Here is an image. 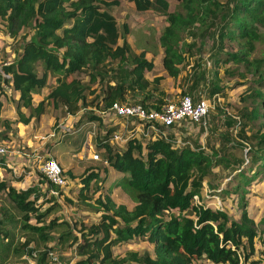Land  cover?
Here are the masks:
<instances>
[{
  "label": "trees",
  "instance_id": "trees-1",
  "mask_svg": "<svg viewBox=\"0 0 264 264\" xmlns=\"http://www.w3.org/2000/svg\"><path fill=\"white\" fill-rule=\"evenodd\" d=\"M130 1L139 11L153 9L164 15L166 24L158 35V42L164 49L162 65L170 76H177L179 64L187 55H196L193 49L200 45L195 38L187 42L185 36L209 37L211 57L222 53L225 39L236 40L238 48L226 51L223 62L243 63L246 70L256 76L251 80L252 85L245 87L238 96L240 102L250 100L253 105L243 106L240 115L228 116L225 123L227 128L236 129L240 141L235 142V146H243L249 136L256 138V144L245 146L250 152L248 161L252 168L249 176L239 167L243 159H234L237 162L232 171L238 170L236 176L240 177L234 191L262 180L264 128L258 127L248 135L247 127L264 118V53L262 57L250 58L256 41L264 39V0H178V9L172 11L168 10L167 0ZM119 4V0H0L4 32L19 44L14 60L1 66V71L10 76L5 77L0 71V97L6 93L2 88L6 86L17 93L15 119L2 116L0 100V140L12 139L8 135L10 125L19 121L27 124L33 118L38 121L46 105L53 109L62 107L65 113L72 115L81 108L92 106L93 110L85 112L84 118L103 124L104 114L114 102H120L127 86H134L146 97L150 95L161 76H155L151 81L145 78L144 72L153 68V61L145 57L144 51L135 53L127 42V24L119 23L110 11L112 6ZM113 63H117L116 72L121 79H115L111 74L114 84H110L107 78L108 71L115 70ZM214 64L217 66L218 58L214 59ZM201 65V61L194 62V68ZM76 72H85L89 77L87 82L75 76ZM50 74L56 76L55 84L33 105L34 93L47 85ZM70 75L73 76L68 79ZM105 80L107 82L103 83ZM201 80H205L204 74L199 75L193 88ZM217 82L218 78H210L206 86L211 95L219 93L224 97L222 86ZM94 83L101 84L103 90L96 92V87H92ZM88 94L94 96L89 99ZM144 99L140 103L150 108ZM199 99L193 98L194 101ZM220 105L221 100L214 108ZM22 108L28 109V113ZM208 118L209 113L201 126L206 128ZM133 120L141 123L144 131L139 136L131 133L124 144L119 145L111 140L115 127L105 126L102 136L96 140V149L103 150L106 165L86 167L78 175L80 199L86 198L83 190L97 179L104 185L105 192H99L94 198L100 213L98 221L87 226L80 223L78 235L71 231L76 224L44 219L55 205L53 191L62 193V188L45 178L46 190L51 192L46 201H52V205L39 211L36 200L42 193L36 184L19 189L0 178V190L6 191L21 213V226L26 233L21 247H25L27 254H35V247H27L30 241L39 238L46 243L56 225H65L68 230L61 232L59 238L63 241L71 238L74 251L80 257L78 264H124L129 260L143 264H207L206 261L243 264L255 251V238L261 236L264 240V229L259 231L257 228L259 224L264 225V214L256 223L245 209L246 201L241 200L243 208L240 217L235 219L224 209L206 206L194 199L195 195L201 194L204 177L211 167L225 163V157L219 151L228 149L225 142L226 139L230 142L228 136L220 134L217 147L211 142L208 145L210 151H207L206 147L192 145L188 140L170 138L169 133L180 124L166 126L155 122L152 128L151 121ZM8 162L5 154H0V171L10 170ZM108 167L122 173L112 186V182L107 184ZM65 173L69 178H77L70 169ZM113 187L126 192L134 205L129 207L116 202L111 196ZM32 216L34 223L29 222ZM5 220L13 221L11 215L0 218V226ZM1 233L6 237L0 235V240L7 238L8 232L0 227ZM136 236L147 237L153 245L152 253L146 251L139 255L130 251L119 258L114 256V245ZM48 247L37 252L35 264H48L51 258ZM252 263L260 262H249Z\"/></svg>",
  "mask_w": 264,
  "mask_h": 264
},
{
  "label": "rangeland",
  "instance_id": "rangeland-1",
  "mask_svg": "<svg viewBox=\"0 0 264 264\" xmlns=\"http://www.w3.org/2000/svg\"><path fill=\"white\" fill-rule=\"evenodd\" d=\"M119 1L120 4L118 6H112L110 11L116 16L121 24L126 23L131 27L136 40H146L150 43H155L158 41V35L161 31V28L166 23L162 21L163 14L159 12V14L162 16L160 18L158 12L153 9L145 12H138L134 9V5L130 0ZM167 1L169 3V11L178 9V0ZM261 30H263L262 26ZM146 33H148L147 37H142V35ZM194 38L197 43L200 41V46L198 49H193V52L196 53V55H188V57H191V61L193 60L194 62L199 63L201 61V63H204L205 69L208 71L206 73L207 83H209L210 78L213 80L218 78L217 83L222 86L225 96L224 98H221L220 107L223 110L217 106L210 109L206 128L205 126H201V124L199 125L198 123L187 121L185 124V137L179 133V135L182 137L180 140H188V142L192 145H201L206 147L205 149L207 151H210V146H208L209 143L213 142L217 147L220 134H226L230 139V142L228 143L227 139L222 137L226 139V141L224 139H221V141L226 142V147H228V149H221L219 151V154L225 157L226 164L221 162L211 167L210 172L204 177L201 194L194 196L195 202H199L203 205L214 208L219 207L220 209H224L232 218L238 219L243 208L241 206V200H245V209L248 215L257 223L259 218L264 214V180L258 183L252 182L251 184L242 186L243 188H239L237 191H234L235 183H239L240 177L236 176L238 170L232 171V168L236 167L235 165L237 162L234 159H243V162L239 165L240 169H242L247 176L251 174L250 171L252 167H249L250 163L248 161L250 152L248 148H245V146L249 144L255 145L256 138L249 136L248 139L244 140L245 143H242L243 146H235V142L240 141L237 136L238 134L236 133V129H232V127L227 128L225 123V119L228 116L240 115V112L243 110V106L251 107L253 105L250 100H247L245 103L240 102L238 96L245 87L252 85L251 80L256 76L247 71L243 63H236L233 61L223 62V59L227 56L225 54L226 51H233L238 48V43L236 40L225 39L222 53H219L218 56L216 55V57H211V39L207 36H204L203 38H200V36H185V40L187 42H190V40ZM18 47L19 44L17 40H12L11 38L9 40L8 37H5L3 22L0 20V70L3 64L10 63L14 60L16 53L15 50ZM263 53L264 39L256 41L255 48L251 53L250 58L262 57ZM215 58H218L217 66L214 64ZM41 70L42 68L39 64L38 72L40 73ZM215 70L217 71V74L215 73ZM74 75L82 79V81L85 83L89 78L85 72H76ZM71 76L73 75H70L68 79H70ZM55 77L56 76L54 74H50V78L48 80L49 82H47L48 88L55 84ZM205 85V80L204 86H201L200 83L196 85L197 97H194L195 99L199 97L200 93H202L201 97L211 98L210 91L205 87ZM187 87L188 86L185 85V89L181 88L180 91H177V96L173 99H176L178 96L180 97L185 93H189L187 91ZM2 88L6 90V93H4L2 96L7 102L6 106L4 107L3 117L7 118L14 116V91L10 86ZM24 109L25 112L28 113L29 110L26 108ZM91 111L92 110L90 108H86L84 110V115L85 112L89 113ZM44 113L49 119V122L47 123L46 121L44 125L42 123L40 127V129L44 132L41 136L42 138L40 139H45V143L43 150H39V152L37 151L39 156L23 155L20 157L19 161L15 159L16 154L14 149H16L19 144L16 140L15 127L10 125L8 135L13 138L14 141L11 142L6 140L1 141L0 143V146L5 147L8 151L5 156L9 157L10 159V162H8L10 170H1L0 178L3 179L7 184L13 185L19 189L36 184L38 189H40L39 191L42 193L36 202L39 204V211H44L46 208L52 205V201H46V198L50 196L51 192H47L45 184L46 179L42 173L38 171V166L44 159L54 156L43 155L50 150L52 143L59 140H62L61 142L65 140L68 141L71 145L69 146V149H75L77 152L79 148L81 149V145L83 144L82 142L85 139L86 149L89 150L88 154L81 153L80 155L75 156L74 152L71 151H68L65 154V161H73L76 163V166H79L74 168V171L76 172L74 175L77 176V178H70L68 186L62 188V193L55 194L56 199L54 200V207L46 215H44L45 221L54 218L57 223L65 220L71 225L76 224L77 227L74 229L72 228L71 231L73 234L78 235L79 227L81 226L80 223H84V225L87 226L98 221L100 217V213L96 209L94 198L99 192L105 193L104 185L100 184V179L92 181L90 186L83 190V195L86 198L80 199V179L78 178V175L83 172L85 167L95 166L102 168L106 163L103 158V150L96 149V140L102 136L105 126L102 123L98 124V122L95 121L94 124H90L88 128L85 129L86 132H83L82 137L72 138V135L68 134V131L59 132L58 134L56 132L58 129L57 124L59 123L58 119L66 114L62 107L53 109L52 107L46 105ZM51 114L54 115V118H51ZM37 123L38 122L34 120V124L37 125ZM262 123H264V118L255 120L252 123V127H247V134L249 135L258 127L259 129H263L264 126H260ZM213 127H215V129L211 131V128ZM181 128L182 127L180 125H177L175 130H180ZM52 132H55V134L52 135ZM124 135H126V133H124ZM119 143V145L124 144V142ZM93 153H98L99 158L93 160L91 159L90 161H92V163L90 165L83 166V164L77 161V157L82 158V156H89V154L91 157ZM54 158L59 162L63 169H69L65 168L68 163L62 164L56 157ZM103 176L104 174L101 172V177ZM117 178L119 177L116 176V173L111 172L109 174V181L107 184L112 182L111 186L114 185L113 183ZM112 191L116 202L125 203L129 207L134 205V202L131 200V198L120 187H113ZM173 212L175 211L173 210ZM165 213L168 214L167 212ZM9 215H11L13 221L5 220L4 225L0 226L2 229L8 232L7 238L2 237L0 240V264H35L37 252L47 248V246L50 247H48V249L51 251L49 254L51 258L48 259V264H78L77 260L80 257H78L74 251V246L71 244V238L64 241L59 238V234L61 232L68 230L65 225H56L50 232V236L52 237L47 240L46 243L39 238L30 241L27 247H35L36 253L31 255L27 254L25 252V247H21V243L26 237V233L21 226V213L14 207L13 203L6 194V191L0 190V218L7 217ZM29 222L34 223L35 218L32 216ZM257 228L260 231L261 229H264V225L259 224ZM0 235L3 236L4 233H1ZM4 236L6 237V235ZM112 249L114 256L119 258L130 251H135L139 255H142L146 251L152 253L153 245L147 240L146 236H136L129 241L117 243ZM251 261L264 262V240L261 239V236L255 238V251L248 259H246V261H243V264H249ZM206 263L223 264L212 263L209 261H206ZM124 264L143 263L135 260H129Z\"/></svg>",
  "mask_w": 264,
  "mask_h": 264
},
{
  "label": "crops",
  "instance_id": "crops-1",
  "mask_svg": "<svg viewBox=\"0 0 264 264\" xmlns=\"http://www.w3.org/2000/svg\"><path fill=\"white\" fill-rule=\"evenodd\" d=\"M134 9H135V7H134ZM135 10L138 12H145V11H149L151 9L142 10V11H139L137 9H135ZM158 15L160 16V18L162 17L159 14V12H158ZM162 21L164 23L166 22L164 15L162 17ZM119 23H120V21H119ZM164 25H163V27H164ZM162 28H161V30H162ZM120 30H121V28H120ZM147 34L148 33L143 34L142 37H147ZM5 37H8V39L10 40V37L6 33H5ZM126 40L130 44L132 50L135 53H140L141 51H144L145 57L148 60L153 61V68L149 69V70H145V72H144L145 78L148 79L149 81L153 80V78L155 76H161V78H160L159 82L156 84V88H154V89L151 88L150 95L147 97L142 91L138 90L134 86H132V85L127 86L122 97L119 99L120 103H137V102H141L144 98H146V99H144V103H146L148 106H150V108H156V105L163 104L167 100L168 101L174 100L173 98H175L177 96L176 92L180 91L181 88L185 89V85L188 86L187 91L191 94V96L193 98L197 97V91H196L197 87L193 88V83L197 81V79L199 78V75H201V74H204L205 84H207V81H206L207 74L206 73L208 71L205 69L204 63H202L201 67L198 66V67L194 68L195 67L194 61L193 60L191 61L190 60L191 57H188V55H187L186 60H184V62L179 64L180 70H179L177 76L173 77V76H170L166 72V70L164 69V67L162 65V57L164 55V49L159 44L158 41H156L155 43H150L146 40H142V41L136 40L134 32L132 31L130 26H128V32L126 33ZM120 42H121V39H120ZM113 66L115 67V70L114 71H111V70L108 71L109 77L107 78V81L109 80L110 84H114L113 78L121 79V76H118V73L116 72L117 63H113ZM111 74L114 76L113 78H110ZM107 81L105 80L103 83H106ZM199 83L201 86H204V80H201ZM101 86H102L101 84L98 85L97 83H94L92 85V87H96V92H101L103 90V87H101ZM149 87H152V85H150ZM205 87L207 88L206 85H205ZM50 89H51V87L48 88V85H47V86L41 88L38 92L34 93L33 105H35L40 99H42L49 92ZM214 95H217L220 98V100L223 97L219 93L212 94L211 97H213ZM93 96H94V94H88L89 99H91ZM201 96H202V93H200L198 98H200ZM16 98H17V93L14 91V99H16ZM201 98H207V97H201ZM0 100L3 103V111H4V107L6 106L7 102L3 98V96L0 97ZM91 107L92 106H88L87 108L92 109ZM22 110L25 112L24 108H22ZM84 110H85V108H81L73 115L66 113L65 115L61 116L60 119H58L59 123L57 124V127H58V129L56 131L57 134L59 132L68 131V134H71L72 138L82 137L83 132H86L85 129H87L90 124L95 123V121H91V120L89 121L83 117ZM14 112H15L14 116H10L7 118L15 119L17 116L16 111H15V107H14ZM2 116H3V113H2ZM51 118H54V115L51 114ZM46 121L48 123L49 119L45 116V113H43L40 116V118L38 119L37 125L34 124V118L31 119L30 122L27 124L20 122V121L13 124V126L15 127L16 140L19 144V146L16 149H14L15 154H16L15 159L17 161H19L20 157H22L23 155L39 156L38 152H39V150H43L44 143H45V139H40V138H42L41 136L44 133L40 129V127H41L42 123L44 125V123H46ZM187 121L191 122L190 120L185 119L180 123V126L182 127L180 130L172 129V131L169 133L170 138H172L173 140H176V141H181L180 139L182 137L180 135L185 137V124ZM103 122H104L103 123L104 126H111V127L114 126L116 129V130H114V132L121 133L124 138H126L131 133H134V135H136V136H139V134H141V129H142L141 123H135V121L131 118L121 117L118 115H114L113 113H108V114H104ZM192 123H194V122H192ZM124 133H126V135H124ZM179 133H180V135H179ZM54 134H55V132H52V135H54ZM1 141H6V140L1 139L0 143H1ZM10 141L12 142V141H14V139L12 138ZM61 141L59 140L57 142L52 143L50 150L47 151V153L44 154L43 156H51L52 155V156L56 157L62 164L68 163L65 166V168H69L70 171L73 172V174H76V172L74 171V168L79 167V166H76V163L73 161H69V160H68V162H67V160L65 161V156H66L65 154L68 151L74 152L75 156L80 155L81 153L88 154L89 150L86 149V144H85L86 140L85 139L83 140V142H82L83 144L81 145V149L79 148V150H77V152L75 149H73V150L69 149V146H71V145L69 144L68 141L65 140V141H63L64 143ZM7 158L9 159V157H7ZM12 158H13V156H12ZM77 158H78L77 161L79 163L83 164V166L90 165L92 163V161H90V160L91 159L93 160L92 156L90 157V154H89V156L84 155V157L82 156V158L81 157H77ZM108 168H109L108 174H110L111 172H115L116 176H119L120 174H122L118 171H115L114 169H110L111 167H108ZM118 173H120V174H118ZM263 180H264V178L260 181H254V183L255 182L256 183L262 182ZM111 196H113V191H112Z\"/></svg>",
  "mask_w": 264,
  "mask_h": 264
},
{
  "label": "built area",
  "instance_id": "built-area-1",
  "mask_svg": "<svg viewBox=\"0 0 264 264\" xmlns=\"http://www.w3.org/2000/svg\"><path fill=\"white\" fill-rule=\"evenodd\" d=\"M1 71V70H0ZM2 75L9 77V74L2 72ZM220 98L214 95L211 98H201L198 101H194L189 93H185L177 99L166 101L158 108H147L142 103H120L114 102L109 110L106 112L113 113L126 118H136L143 122L152 123L154 128L155 122L169 126L173 124H180L183 120L188 119L194 123H205L206 117L211 108H214ZM143 128L141 132H143ZM111 140L113 142H124L125 138L119 132L112 134ZM7 149L0 146V154H6ZM93 159H98V153L92 154ZM38 171L41 172L44 177L54 185L60 188H65L70 182L69 176L65 173V169L59 164L54 157H48L44 159L38 166ZM57 194L56 191H53ZM196 196V195H195ZM259 264H264L260 262Z\"/></svg>",
  "mask_w": 264,
  "mask_h": 264
}]
</instances>
